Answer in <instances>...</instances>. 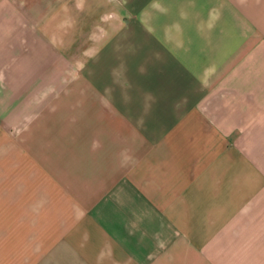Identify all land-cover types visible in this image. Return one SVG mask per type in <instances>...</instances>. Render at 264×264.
I'll use <instances>...</instances> for the list:
<instances>
[{"label":"crops","instance_id":"obj_1","mask_svg":"<svg viewBox=\"0 0 264 264\" xmlns=\"http://www.w3.org/2000/svg\"><path fill=\"white\" fill-rule=\"evenodd\" d=\"M118 1L0 0L1 184L16 170L30 185L38 148L56 197L35 239L0 211V264H264V0ZM111 9L135 59L122 131L96 137L74 115L54 148L32 144L55 91L79 89L64 74L110 73L94 43L116 38L90 27Z\"/></svg>","mask_w":264,"mask_h":264},{"label":"rangeland","instance_id":"obj_2","mask_svg":"<svg viewBox=\"0 0 264 264\" xmlns=\"http://www.w3.org/2000/svg\"><path fill=\"white\" fill-rule=\"evenodd\" d=\"M113 1L114 0H112V3H114ZM117 3H119L118 0L116 4ZM89 4L92 5L93 2L91 1ZM69 6L70 4L66 2L63 3V18H67L68 20H72L71 18H77L76 20L79 22H88L86 21L88 15L86 18L79 14V10L73 9L72 11ZM97 6L98 5L96 4L95 7ZM101 12L103 11H96L95 26L90 27V30L93 29L95 35H102L110 28L111 34L116 38L115 41L110 43L109 47L106 42L94 43L96 50H109L110 58L108 60L110 61V73L100 75L64 74V82L70 83L72 80H77L78 78L79 89L61 91V95H59L60 91H55L57 94V100H54L56 101V104L54 102V104L45 107L46 116L47 119L49 118V121L42 123L41 127L39 126L37 128L38 130L41 128V134L43 133L44 136L41 139H39V137L31 138V141L34 142L32 144L38 146L39 140L41 142L47 141L48 146L54 148L55 141L59 140L57 138L59 136L58 131L70 129L71 122L74 124V121H72L74 115H79V129L94 130L96 137L103 135L106 137L107 131L113 133V135L116 133L114 131H122V86L124 88L126 85H129V83H134L135 81L136 75L127 73V71L131 69L129 66L134 65L135 59L122 58V25L116 22L113 9L105 10L103 13ZM109 21L111 22L110 27H108ZM114 36H112V38ZM106 61L107 59L105 58V62ZM86 82L94 83L100 88L104 86L105 89L103 91L102 89H91L86 85ZM50 92L54 93V91H48V93ZM76 97L78 98V105H71L70 103L74 102ZM103 97H110L111 104H96L99 101L96 99ZM61 102L63 104H61ZM70 119L71 122L69 121ZM98 139L103 140L104 138H97L96 140ZM34 150L35 152H32L33 158H31V167L29 171L30 185L22 186L21 184H18L20 182L18 180L20 179V171L16 170L12 171L14 173L12 177L15 180V185H2L1 182L6 181L5 178L7 171L0 168V211L4 210L6 214L7 206L9 208L13 207L11 210L13 213L11 224H14L16 231H21L22 227L27 225L31 230L32 239L37 238V231L40 226L46 225V227H49L54 225V211L56 208V197H54L55 187L39 185L40 181L44 183L46 180L44 179L45 176L42 175V171H39L36 166L35 161L39 158L38 148H35ZM7 193H9L10 197H6ZM24 193H26V197H23ZM1 220L3 221V223H0L1 225L8 224L9 219L5 216H3L2 219L0 218V221ZM20 237H22V235H20Z\"/></svg>","mask_w":264,"mask_h":264}]
</instances>
